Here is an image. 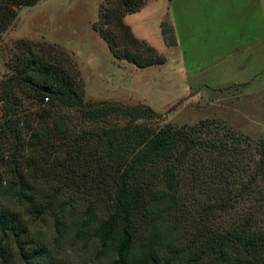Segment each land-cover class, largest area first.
<instances>
[{"label":"trees","instance_id":"obj_1","mask_svg":"<svg viewBox=\"0 0 264 264\" xmlns=\"http://www.w3.org/2000/svg\"><path fill=\"white\" fill-rule=\"evenodd\" d=\"M40 1L0 0V35L16 18L13 4L33 6ZM144 4L105 0L95 24L115 58L139 67L166 62L124 20ZM112 6L117 9L114 18ZM121 32L127 42L119 41ZM163 33L169 36L164 26ZM169 38L170 45L177 44L175 35ZM64 56L53 63L41 55L19 53L15 74L3 82L0 161L17 164L3 191L21 207L0 201V264H71L53 257L47 244L31 233L32 222L47 216L62 232L67 209L76 224L81 222L79 231L97 240L109 264H264V134L253 143L249 135L215 121H201L198 127L150 125L141 120L160 114L144 103L88 102L82 81L65 66L69 54ZM17 91L39 111L56 103L76 109L100 131L105 150L98 162L74 150L67 163L70 183L78 184L77 192L87 191L82 211H74L60 189L37 191L29 173L34 157L23 167L10 147L2 149L4 138H21L23 146L48 135L44 114L35 119V126L23 123V100ZM56 128L64 130L60 122ZM4 181L0 172V184Z\"/></svg>","mask_w":264,"mask_h":264},{"label":"rangeland","instance_id":"obj_2","mask_svg":"<svg viewBox=\"0 0 264 264\" xmlns=\"http://www.w3.org/2000/svg\"><path fill=\"white\" fill-rule=\"evenodd\" d=\"M104 1L13 4L16 18L0 35V124L5 120L3 82L15 74V56L37 54L55 63L58 55L65 58L69 54L65 66L82 81L88 102L144 103L160 114L154 120H141L150 125L197 126L201 121H215L249 135L253 143L264 134V0H145L140 11L124 20L137 37L166 57L165 63L146 67L115 58L96 30ZM116 12L112 6V18ZM163 26L169 36L163 33ZM172 35L177 38L176 45L167 40ZM118 37L120 42L129 40L123 32ZM16 93L23 100V123L35 126V119L44 114L48 135L23 146L21 138L15 142L4 138L2 149L10 147L23 167L27 158L34 157L36 164L29 173L36 179L37 191L60 189L74 211H82L87 191L77 192L78 184L70 183L67 163L72 162L74 150L90 162H98L105 150L98 138L100 131L76 109L56 103L39 111L23 91ZM57 122L62 123L63 131L56 128ZM13 165L17 166L0 161L5 179L0 184V201L10 208L21 207L3 191L14 173ZM68 212L62 232L56 229L52 216H47L32 222V235L42 239L57 259L71 264H109L108 257L99 252L97 240L80 232L81 222L76 224ZM261 212L264 215V205Z\"/></svg>","mask_w":264,"mask_h":264},{"label":"water","instance_id":"obj_3","mask_svg":"<svg viewBox=\"0 0 264 264\" xmlns=\"http://www.w3.org/2000/svg\"><path fill=\"white\" fill-rule=\"evenodd\" d=\"M40 89H41L42 91H49V88H48V87H40Z\"/></svg>","mask_w":264,"mask_h":264}]
</instances>
